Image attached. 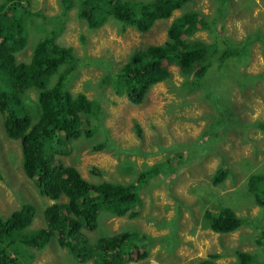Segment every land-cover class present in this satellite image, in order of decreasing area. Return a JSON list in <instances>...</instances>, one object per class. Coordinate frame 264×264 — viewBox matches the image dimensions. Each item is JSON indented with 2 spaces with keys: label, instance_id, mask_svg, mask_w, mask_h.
<instances>
[{
  "label": "rangeland",
  "instance_id": "obj_1",
  "mask_svg": "<svg viewBox=\"0 0 264 264\" xmlns=\"http://www.w3.org/2000/svg\"><path fill=\"white\" fill-rule=\"evenodd\" d=\"M219 3L188 1L184 9L198 11V17L210 25L198 22V28L184 40L208 44L222 37L246 44L247 53L222 71L225 80L216 89L228 103L224 110L231 112L226 124L211 117L213 106L201 97L200 90L181 89L185 74L177 65H169L170 77L153 85L139 104L114 90L110 74L134 49L163 43L169 20L156 21L145 32L131 25L121 29L113 20L90 28L77 18V6L65 8L60 0H30L29 20L44 29L28 25L26 46L16 58L27 61L42 33L57 28L55 42L72 47L77 57V69L66 87L72 93L83 92L100 107L89 120L94 134L71 141L68 152L57 154L56 159L74 165L85 178L121 182H129L156 162L169 163L139 190L138 216L102 214L96 229L84 230L95 240L129 228L148 236L131 252L121 248L115 264H199L204 259H211L210 264H229L235 250L247 251L264 262V202L255 200L248 187L251 175L264 173V131L256 126L245 128L264 120V0ZM181 12L176 9L172 15ZM228 88L226 96L222 91ZM24 99L34 112L36 90H27ZM218 114L220 118L224 111ZM234 121L244 128L233 132ZM98 141L105 143L103 150H93ZM221 164L229 168V174L222 183L213 184L211 176ZM93 166L101 170V176L91 172ZM27 199L37 211L29 229L44 226L43 207L54 200L41 195L23 172L19 140L7 137L0 114V215L5 217ZM222 206L242 218L236 230L221 233L204 224V210ZM59 242L54 235L41 250L21 248L19 253L31 255L21 258V264H93L91 260L80 263ZM213 253L219 256L212 258Z\"/></svg>",
  "mask_w": 264,
  "mask_h": 264
},
{
  "label": "trees",
  "instance_id": "obj_2",
  "mask_svg": "<svg viewBox=\"0 0 264 264\" xmlns=\"http://www.w3.org/2000/svg\"><path fill=\"white\" fill-rule=\"evenodd\" d=\"M60 1L65 8L77 6V18L90 28L113 20L121 24V29L131 25L145 32L156 21L169 20L163 43L134 49L127 60L110 74L114 77V90L125 95L130 102L139 104L153 85L170 77L169 65H177L185 74L181 89L185 92L200 90L201 97L213 106L211 117L222 124L230 120L231 112L223 107L228 103L222 93L216 94L220 92L216 89L219 88L218 83L225 80L221 76L222 71L247 53L246 44L223 40L222 37L208 44L184 40L185 35L198 28V22L210 25L198 17V11L184 9L189 0ZM226 1L220 0L219 4L222 6ZM29 4L30 0L0 1V114L7 137L19 140L23 172L33 180L41 195L54 201L43 207L45 225L42 227L29 229L37 214L36 206L29 199L5 217L0 215V264H21V258L31 256L27 252L19 253L21 248L41 250L54 235L59 237L62 248L80 263L91 260L93 264H115L120 258L121 248L131 252L137 249L140 241L149 239L148 236L129 228L95 240L84 230L96 229L102 214L138 216L142 203L139 190L169 163L156 162L139 171L129 182H121L85 178L74 165H66L56 159L57 154L68 152L71 141L82 135L89 137L94 134V130L89 128V120L91 115L100 112V107L83 92L72 93L66 87L69 77L77 69V57L72 47L55 42L57 28L42 33L32 45L27 61L16 58L15 54L26 46L28 25L34 23L29 20ZM176 9L182 12L173 16ZM34 25L44 29L39 24ZM242 75L255 79L251 74ZM30 89L37 92L34 112L29 110L24 99ZM228 90L222 91L224 95L227 96ZM221 110L224 114L219 118L217 113ZM236 122L231 126L233 132L244 128ZM251 126L264 131V120L252 122L245 128L250 129ZM196 144L201 146L203 143ZM92 146L93 150H103L105 143L98 141ZM91 172L98 176L102 174L94 166ZM228 174L229 168L221 164L213 172L211 182L220 184ZM248 184L255 200L262 204L264 173L251 175ZM61 197L65 199L60 200ZM202 219L207 227L221 233L236 230L242 221L229 206L206 209ZM234 255V261L229 264H264L247 251L235 250ZM210 256L219 255L213 253ZM210 260H201L199 264H210Z\"/></svg>",
  "mask_w": 264,
  "mask_h": 264
},
{
  "label": "bare ground",
  "instance_id": "obj_3",
  "mask_svg": "<svg viewBox=\"0 0 264 264\" xmlns=\"http://www.w3.org/2000/svg\"><path fill=\"white\" fill-rule=\"evenodd\" d=\"M149 232V231H148Z\"/></svg>",
  "mask_w": 264,
  "mask_h": 264
}]
</instances>
